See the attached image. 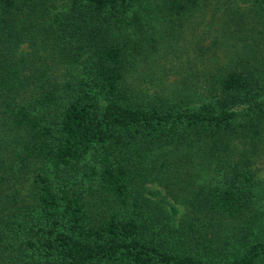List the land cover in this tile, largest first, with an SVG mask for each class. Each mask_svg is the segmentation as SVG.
I'll return each instance as SVG.
<instances>
[{
	"label": "trees",
	"instance_id": "trees-1",
	"mask_svg": "<svg viewBox=\"0 0 264 264\" xmlns=\"http://www.w3.org/2000/svg\"><path fill=\"white\" fill-rule=\"evenodd\" d=\"M203 1L0 0V264H264V0L223 63L138 79Z\"/></svg>",
	"mask_w": 264,
	"mask_h": 264
},
{
	"label": "rangeland",
	"instance_id": "rangeland-1",
	"mask_svg": "<svg viewBox=\"0 0 264 264\" xmlns=\"http://www.w3.org/2000/svg\"><path fill=\"white\" fill-rule=\"evenodd\" d=\"M215 3V0L201 2L193 15L184 19L181 27L174 25L171 30L164 31L160 25V40L156 48L148 52V56L142 57L137 65L140 85L158 89L162 80L163 85L169 86L180 71L197 72L204 65H209L206 59L212 55L218 63H223L226 53H231L240 42L231 33L235 21L229 20V16L226 22L224 19L231 10H245L246 3L241 0H218V6ZM245 24L248 26L249 22ZM255 30H258V26ZM254 32H249V35H255ZM261 35L264 37V31ZM256 164L261 184L264 185V138ZM149 185L163 192L162 187L156 183Z\"/></svg>",
	"mask_w": 264,
	"mask_h": 264
}]
</instances>
